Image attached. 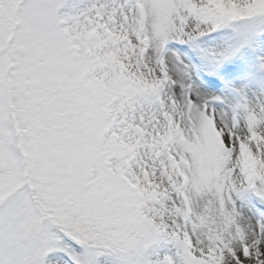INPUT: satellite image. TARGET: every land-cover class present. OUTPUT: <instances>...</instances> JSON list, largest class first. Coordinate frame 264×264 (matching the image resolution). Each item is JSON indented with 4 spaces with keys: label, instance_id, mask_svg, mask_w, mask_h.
Instances as JSON below:
<instances>
[{
    "label": "snow or ice",
    "instance_id": "1",
    "mask_svg": "<svg viewBox=\"0 0 264 264\" xmlns=\"http://www.w3.org/2000/svg\"><path fill=\"white\" fill-rule=\"evenodd\" d=\"M0 264H264V0H0Z\"/></svg>",
    "mask_w": 264,
    "mask_h": 264
}]
</instances>
